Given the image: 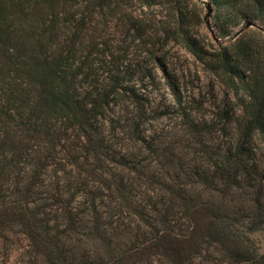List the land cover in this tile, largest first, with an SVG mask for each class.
Instances as JSON below:
<instances>
[{
	"label": "trees",
	"instance_id": "obj_1",
	"mask_svg": "<svg viewBox=\"0 0 264 264\" xmlns=\"http://www.w3.org/2000/svg\"><path fill=\"white\" fill-rule=\"evenodd\" d=\"M179 1L0 0V264L9 261L10 241L19 264H264L244 232L264 223V203L246 197L264 192V165L251 175L248 142L239 141L240 155L225 160L237 166L234 174L217 171V191L246 198L237 210L197 201L168 177L143 201L105 162L127 165L96 126L114 96L130 94L133 126L148 120L126 84L136 72L126 58L130 45L115 39L120 33L148 42L153 28L136 15L143 8L160 7L155 33L182 44L240 91L243 128L264 146V63L255 58L264 0H207L222 37L229 26L255 25L207 61L176 18ZM71 169L81 175L72 182ZM65 171L68 178L59 175ZM152 191L160 193L157 202H150ZM79 195L87 200L78 202ZM175 204L184 214L180 224L165 213Z\"/></svg>",
	"mask_w": 264,
	"mask_h": 264
},
{
	"label": "rangeland",
	"instance_id": "obj_2",
	"mask_svg": "<svg viewBox=\"0 0 264 264\" xmlns=\"http://www.w3.org/2000/svg\"><path fill=\"white\" fill-rule=\"evenodd\" d=\"M206 3L207 0H180L176 18L180 20L181 28L187 29L194 37L195 43L204 51L202 57L207 61L210 54L216 53L222 46L228 47L237 38V31L243 23L229 26L228 35L222 37V21L218 22L217 14L211 6L210 14L206 15ZM136 11L137 18H143L153 28L147 31L148 42L141 44L137 40L126 39L120 33H115V39L120 46L130 45L126 58L136 72L126 84L137 94L138 103L145 110L148 120L138 127L133 126L131 106L134 103L130 94L122 92L113 97L104 116L97 119L96 126L115 159L117 157L127 165L115 166L109 160L105 161L106 165L123 175L124 183H132L133 189H136L135 195L143 196V201L149 192L147 189L168 177V183L173 178V182L184 185L190 196L197 201L218 206L224 204L229 209L237 210L238 203L246 198L239 194L222 195L217 191L216 187H221L216 181L217 171L221 166L226 168V173H235V163L225 160L228 156L240 155L239 141L248 142L251 148L247 154V159H250L248 162L253 164L249 169L251 175L257 171L252 168L259 169L264 165V146L259 136L243 128L245 119L241 111L240 91L235 93L182 44L172 40L165 42L155 33L159 24H156L159 18H155V14L163 11L160 7ZM119 29L116 28L117 31ZM254 29L250 27L249 30ZM255 37L261 51L255 58L264 63V35ZM153 51L159 57L167 76L164 77L162 67L149 54ZM126 84L124 82L123 85ZM71 139V143H75V137ZM88 162L91 163L90 160ZM67 172L59 175L68 178ZM69 173L70 182L81 176L75 174L73 169ZM152 193L150 202H157L160 193ZM246 197L250 204L251 199L256 197L264 203V192ZM85 200L87 198L84 199L83 195L77 197L80 203ZM164 206L158 205L161 210ZM244 211L251 215V209ZM165 213L176 219V224H180L178 222L182 221L184 215L177 204L167 207ZM245 231L257 251L264 254V223ZM11 243H8V247L13 250L6 264H19L15 253L17 248L11 246Z\"/></svg>",
	"mask_w": 264,
	"mask_h": 264
},
{
	"label": "water",
	"instance_id": "obj_3",
	"mask_svg": "<svg viewBox=\"0 0 264 264\" xmlns=\"http://www.w3.org/2000/svg\"><path fill=\"white\" fill-rule=\"evenodd\" d=\"M205 6H206V10H207L206 15H209L210 12H211L210 4L206 3ZM248 26H255V25H254V23H251L250 21H247V22L242 26V28H241L239 31H237V34H239L240 31H241L243 28H246V27H248Z\"/></svg>",
	"mask_w": 264,
	"mask_h": 264
}]
</instances>
